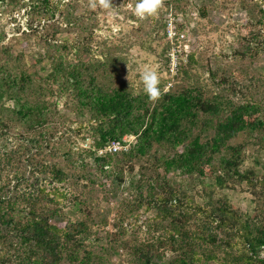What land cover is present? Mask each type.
Masks as SVG:
<instances>
[{"label": "trees", "instance_id": "1", "mask_svg": "<svg viewBox=\"0 0 264 264\" xmlns=\"http://www.w3.org/2000/svg\"><path fill=\"white\" fill-rule=\"evenodd\" d=\"M6 4L39 20L60 15L61 26L78 20L76 9L66 11L53 0H0V9ZM245 7L250 25L262 28L251 32L246 52L236 54L255 58L259 41L264 43V0H249ZM74 48L76 63L64 54L35 58L37 66L50 64L43 77L23 59L14 64L10 46H0V264H115L120 252L127 264H264V176L242 169L248 147L264 148L263 104L254 94L245 96V86L231 73L213 71L220 92L188 80L151 101L117 85L106 62L80 59L88 54L84 45ZM177 62L175 73L188 79L195 55L183 53ZM54 97L87 119L74 131L90 134L89 149L75 152L58 138L67 117ZM127 137L136 140L128 150L99 154ZM236 183H245L254 197L251 214L219 192ZM198 185L202 202L192 194ZM121 187L129 197L121 199L117 232L106 233L102 244L93 225L105 219L93 217V196L103 189L117 195ZM74 204L83 214L79 220L66 214ZM148 213V236L128 234L125 220L136 224ZM167 251L173 258L167 259Z\"/></svg>", "mask_w": 264, "mask_h": 264}, {"label": "rangeland", "instance_id": "2", "mask_svg": "<svg viewBox=\"0 0 264 264\" xmlns=\"http://www.w3.org/2000/svg\"><path fill=\"white\" fill-rule=\"evenodd\" d=\"M167 1L162 0L155 15L140 19L127 7L128 4L134 5L135 0H111V9L99 6L93 9L90 7V0H53L56 4L62 3L60 6L66 11L76 9L78 20L69 27L61 26L65 20L60 15L52 21L39 20L38 17L32 18L29 10L6 4L0 9V46H10L14 64L18 63L17 58L23 59L30 72H37L45 77L50 64L44 62L37 66L35 58L41 55L44 57L46 53L51 57L64 54L68 61L76 63L78 59L73 54L74 46L84 45L88 54L80 59L92 63L95 60L106 62L109 78L112 76L117 85L125 86L134 94L144 93L140 74L145 69L157 72L159 87L163 92H171L188 80L192 84L202 85L209 92H220L222 88L213 81L211 72L231 73L245 86V96L254 94L256 100L264 106V43L259 41L260 49L255 58L247 54L244 57L236 54L246 52V42L251 32L262 28L250 25V7L248 10L245 7L249 0H178L177 6H167ZM165 24L167 32L173 29L177 34H183L184 39L179 37L178 42L175 37H165ZM259 32V40H264V32ZM254 46L256 43L251 42L250 47ZM183 53L194 54L196 59L195 66H187L188 79L170 71L174 70L175 61L180 60ZM252 76L256 78L255 84L250 81ZM176 77L178 78L175 79ZM241 96L238 94V99ZM50 100L54 104L58 102V109L67 117L66 125L60 129L58 138L74 147L75 152L89 149L93 144L90 134L86 130L80 133L74 131L80 121L86 123L87 119L80 120L71 105L65 104L64 99L54 97ZM6 106L12 107V104L7 103ZM125 142L133 145L136 140L127 137ZM245 154L242 169H253L264 176V148L252 145L246 149ZM173 178L183 180L178 175H173ZM105 191L107 190H99L94 194L92 204L93 217L98 222L105 219V223L93 225V235L103 240L102 244L106 233L117 232L121 199L129 197L122 191V187L117 195H107ZM198 191L200 192V185L192 190V194L197 201L202 202ZM219 192L226 194L232 205L242 212L251 214L254 211V197L245 183H236L232 189ZM67 213L72 220L83 217L76 204L69 206ZM152 215L153 213L145 214L136 224L128 217L124 222L128 234H136L134 236L141 239L147 237L145 222ZM124 254L120 252L119 256L113 257L115 264L122 261L127 264ZM171 258L173 253L167 257Z\"/></svg>", "mask_w": 264, "mask_h": 264}, {"label": "clouds", "instance_id": "3", "mask_svg": "<svg viewBox=\"0 0 264 264\" xmlns=\"http://www.w3.org/2000/svg\"><path fill=\"white\" fill-rule=\"evenodd\" d=\"M161 4L162 0H135L134 5L128 4L127 7L133 11L136 17L144 19L155 15L160 9ZM98 6L103 9H111L113 7L111 0H90L91 8L95 9ZM140 81L143 86L144 94L149 100L156 101L161 95L159 87L160 80L157 72L151 69H145L140 74ZM171 255V252L165 253L166 257H170Z\"/></svg>", "mask_w": 264, "mask_h": 264}, {"label": "built area", "instance_id": "4", "mask_svg": "<svg viewBox=\"0 0 264 264\" xmlns=\"http://www.w3.org/2000/svg\"><path fill=\"white\" fill-rule=\"evenodd\" d=\"M173 29L168 30L167 34L169 38H173V37H177L178 34L174 31ZM181 39H184V35L180 34ZM175 65H174V70H172L173 72H176L177 70V66H178V62L177 60L175 61ZM127 142H125V139L122 142H112L110 143L105 149L99 151L100 155H104V154H116L122 151H126L128 150V146L126 144ZM126 144V145H125Z\"/></svg>", "mask_w": 264, "mask_h": 264}]
</instances>
